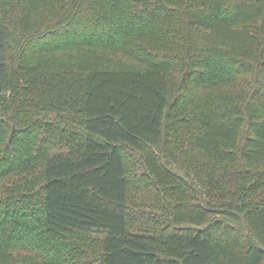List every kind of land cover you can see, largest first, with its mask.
Here are the masks:
<instances>
[{
  "label": "trees",
  "instance_id": "16d2710c",
  "mask_svg": "<svg viewBox=\"0 0 264 264\" xmlns=\"http://www.w3.org/2000/svg\"><path fill=\"white\" fill-rule=\"evenodd\" d=\"M0 264H264V0H0Z\"/></svg>",
  "mask_w": 264,
  "mask_h": 264
}]
</instances>
